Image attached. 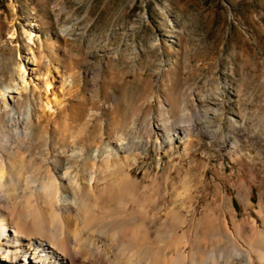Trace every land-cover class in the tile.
<instances>
[{
    "label": "rangeland",
    "instance_id": "1",
    "mask_svg": "<svg viewBox=\"0 0 264 264\" xmlns=\"http://www.w3.org/2000/svg\"><path fill=\"white\" fill-rule=\"evenodd\" d=\"M29 22L38 35L35 44L24 33ZM32 47L34 78L15 102L17 111L24 113L29 103L41 111L47 62L66 80L56 82L53 95L56 142L66 134L64 124L79 132L77 147L91 141L90 149L133 125V135L150 142L145 156L125 170L138 178L149 215L164 218L184 180L196 186L190 202L198 218L206 208L230 218V204L239 219L258 215L264 206V0H0V86L9 83V63L23 62ZM185 101L186 119L203 116L208 107L222 109L210 122L211 128L222 124L217 138L229 133L233 119L245 120L246 134L261 138L245 145L255 164L220 159L194 133L185 166L203 161V153L212 158L208 168L178 175L173 164L179 157L158 155L154 142L182 120ZM4 124L2 118L0 131ZM182 148L177 141L173 152ZM220 162L229 180L220 177ZM238 177L249 186V206L232 184Z\"/></svg>",
    "mask_w": 264,
    "mask_h": 264
},
{
    "label": "bare ground",
    "instance_id": "2",
    "mask_svg": "<svg viewBox=\"0 0 264 264\" xmlns=\"http://www.w3.org/2000/svg\"><path fill=\"white\" fill-rule=\"evenodd\" d=\"M15 31L10 30L11 38L16 37ZM24 33L30 44L38 40L31 22ZM35 61L32 47L23 62L9 63V83L0 86V123L2 118L5 122V131H0V264H264L262 204L256 217L239 219L230 204V218L208 208L198 218L190 202L196 186L184 180V191L172 193L164 218L148 214V200L142 198L138 178L125 170L145 156L150 142L133 135V125L129 133L121 132L90 149L91 141L77 147L79 132L64 124L66 134L56 142L53 131L59 125L54 119L57 101L53 95L56 82L65 84L66 80L63 74L55 75L49 63L41 111L29 103L19 113L15 102L29 92ZM189 104L183 102L182 120L154 142L158 155L167 154L170 160L179 157L173 164L178 175L203 170L212 158L203 153V161L185 166L194 133L220 159H247L250 166L255 164L257 157L249 155L245 145L247 140L260 142L261 138L246 134L245 120L233 119L229 133L217 138L222 124L211 128L210 122L222 109L217 112L208 107L203 116L186 119ZM164 113L170 111L165 108ZM177 141L183 145L182 152H173ZM218 171L221 178L230 179L221 162ZM233 182L238 197L249 206V186L241 177ZM223 194L226 198L227 192Z\"/></svg>",
    "mask_w": 264,
    "mask_h": 264
}]
</instances>
